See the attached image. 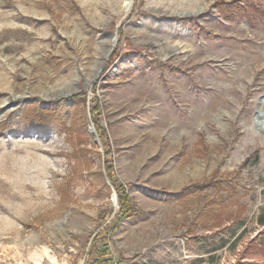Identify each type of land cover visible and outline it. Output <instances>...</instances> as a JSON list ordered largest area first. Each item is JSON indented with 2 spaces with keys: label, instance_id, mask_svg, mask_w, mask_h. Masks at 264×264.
Listing matches in <instances>:
<instances>
[{
  "label": "rangeland",
  "instance_id": "obj_1",
  "mask_svg": "<svg viewBox=\"0 0 264 264\" xmlns=\"http://www.w3.org/2000/svg\"><path fill=\"white\" fill-rule=\"evenodd\" d=\"M262 217L264 0H0V264H264Z\"/></svg>",
  "mask_w": 264,
  "mask_h": 264
},
{
  "label": "crops",
  "instance_id": "obj_2",
  "mask_svg": "<svg viewBox=\"0 0 264 264\" xmlns=\"http://www.w3.org/2000/svg\"><path fill=\"white\" fill-rule=\"evenodd\" d=\"M36 259L39 260L40 257L38 255L31 256L28 253V255L22 257V263L31 264L32 262L34 264H39V263H36ZM89 264H112V261H110L107 257L105 259L104 258L100 259L99 257L96 256L93 260L90 261Z\"/></svg>",
  "mask_w": 264,
  "mask_h": 264
},
{
  "label": "trees",
  "instance_id": "obj_3",
  "mask_svg": "<svg viewBox=\"0 0 264 264\" xmlns=\"http://www.w3.org/2000/svg\"><path fill=\"white\" fill-rule=\"evenodd\" d=\"M122 197L124 198L123 194H122V195L120 194V198H122ZM123 208H124V206H123ZM127 210H130V209H129V206L125 207V209L123 210V212H127ZM260 222H261L262 224H264V217H262V218L260 219ZM106 252H107V251H106ZM106 252H104V254H106ZM104 254H103V255H104ZM103 255H102V257H103ZM100 259H102V258H100Z\"/></svg>",
  "mask_w": 264,
  "mask_h": 264
},
{
  "label": "bare ground",
  "instance_id": "obj_4",
  "mask_svg": "<svg viewBox=\"0 0 264 264\" xmlns=\"http://www.w3.org/2000/svg\"><path fill=\"white\" fill-rule=\"evenodd\" d=\"M115 41H117V40L115 39V36H113V37H112V40H111V48H110L109 50L106 51V55H108L109 52L111 51V49L114 47V45H115ZM98 70H99V69H98ZM97 72L99 73V71H97Z\"/></svg>",
  "mask_w": 264,
  "mask_h": 264
},
{
  "label": "water",
  "instance_id": "obj_5",
  "mask_svg": "<svg viewBox=\"0 0 264 264\" xmlns=\"http://www.w3.org/2000/svg\"><path fill=\"white\" fill-rule=\"evenodd\" d=\"M115 39L117 40V36L115 35ZM102 70V67L99 69V72ZM115 202H116V196H115Z\"/></svg>",
  "mask_w": 264,
  "mask_h": 264
}]
</instances>
